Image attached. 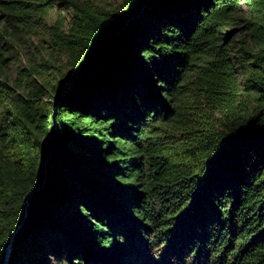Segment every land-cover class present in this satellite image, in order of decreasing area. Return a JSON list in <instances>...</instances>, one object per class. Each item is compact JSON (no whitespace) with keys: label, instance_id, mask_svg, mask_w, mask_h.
I'll use <instances>...</instances> for the list:
<instances>
[{"label":"trees","instance_id":"obj_1","mask_svg":"<svg viewBox=\"0 0 264 264\" xmlns=\"http://www.w3.org/2000/svg\"><path fill=\"white\" fill-rule=\"evenodd\" d=\"M237 4L0 0V264H264V0ZM38 30L65 70L13 81Z\"/></svg>","mask_w":264,"mask_h":264},{"label":"rangeland","instance_id":"obj_2","mask_svg":"<svg viewBox=\"0 0 264 264\" xmlns=\"http://www.w3.org/2000/svg\"><path fill=\"white\" fill-rule=\"evenodd\" d=\"M89 1H93L97 5L103 6L105 8H115L120 6L125 0H89ZM247 2L248 0H238L237 12H236L237 16L242 17L247 14L248 12ZM59 16H64L70 19L71 12L66 11L65 9L62 11L55 9L51 13V18L49 19L48 24H53ZM242 39L243 36L238 34L236 39L230 43V47L233 49V55L239 54L240 46L238 44L242 41ZM48 41L49 38L45 30H38V33L33 37H27V43L18 44L15 46V49L13 50V54H14L13 62L11 66L8 68L9 74L11 76V79H13V81L18 78V74H17L18 68L19 69L27 68L29 64L34 65L37 70L49 68L50 70L49 80L51 82H53L54 78L57 77L60 73L64 72L66 66L65 58L60 57L59 55H55V53L49 48V45L47 43ZM252 49L254 52L258 51V48L256 46H254ZM237 76L239 82L243 84V82L245 81V77L244 75L239 73V70H237ZM138 249L139 248H136V251H138ZM135 260H137L136 264H146L148 262L149 264H154L153 262H151L150 257L149 259L144 260L141 259L140 256L138 255L135 256L134 260L131 259V261L129 257H127L125 262L128 263L130 261L128 264H134ZM48 264H54V261L49 259ZM87 264H94V263L88 262Z\"/></svg>","mask_w":264,"mask_h":264}]
</instances>
